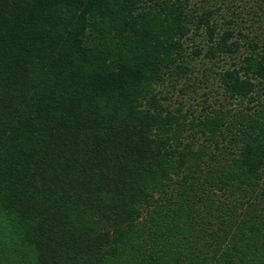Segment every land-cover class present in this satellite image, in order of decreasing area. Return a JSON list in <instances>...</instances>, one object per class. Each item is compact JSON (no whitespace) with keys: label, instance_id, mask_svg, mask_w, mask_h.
Segmentation results:
<instances>
[{"label":"trees","instance_id":"obj_1","mask_svg":"<svg viewBox=\"0 0 264 264\" xmlns=\"http://www.w3.org/2000/svg\"><path fill=\"white\" fill-rule=\"evenodd\" d=\"M187 1L0 0V264H264V0Z\"/></svg>","mask_w":264,"mask_h":264},{"label":"rangeland","instance_id":"obj_2","mask_svg":"<svg viewBox=\"0 0 264 264\" xmlns=\"http://www.w3.org/2000/svg\"><path fill=\"white\" fill-rule=\"evenodd\" d=\"M201 1L188 0L187 6L196 8L197 6L195 4H199ZM241 1L242 0H237L232 6L239 5ZM255 21L256 23H253V31L259 26L257 21L260 20L255 19ZM258 32L254 33L257 34ZM252 34L253 33H250V35ZM262 38L264 39V35ZM187 43L189 44L188 41ZM191 50L192 49L189 48L188 52L190 53ZM187 62L190 72H183L177 80L174 79L172 82L170 81L169 84L166 83L164 86L162 85L155 88V91L158 93V98L164 94L169 95L167 102L168 109L173 111L181 109L184 112L186 109H196L197 113H199L200 107L203 105L205 99L214 109H218L221 103L228 108H239L240 105L238 103L225 100L221 94L222 88L219 87L217 74L220 72L221 67L225 68L228 64L218 63V65L215 66L216 61L211 63L204 58H197ZM159 100L164 101V99ZM141 106L147 108L146 102L141 101ZM193 141L195 145L202 143L201 140L194 139Z\"/></svg>","mask_w":264,"mask_h":264}]
</instances>
